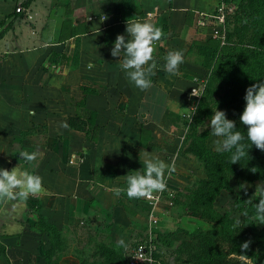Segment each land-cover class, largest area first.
<instances>
[{
	"label": "crops",
	"instance_id": "1",
	"mask_svg": "<svg viewBox=\"0 0 264 264\" xmlns=\"http://www.w3.org/2000/svg\"><path fill=\"white\" fill-rule=\"evenodd\" d=\"M99 1L0 0V168L21 167L9 156L12 136L33 124L45 129L43 156L32 171L43 179L44 191L35 196L48 204L54 225L67 216L68 201L86 208L100 193L116 196L113 189L125 184L126 175L144 170V152L155 156L175 137L178 143L175 130L165 129L166 144L151 142L145 149L138 138L145 129L157 131L161 116L168 124L184 106L183 94L195 88L197 81L185 79L199 67L188 59V46L200 42V30L209 32L196 18L218 0H132V13L123 17L102 15ZM16 6L22 10L15 12ZM130 19L164 32L154 45L157 67L146 91L110 54L117 35L130 39ZM174 50L183 52L184 62L169 75L164 58ZM72 116L86 122L84 131L59 127Z\"/></svg>",
	"mask_w": 264,
	"mask_h": 264
},
{
	"label": "rangeland",
	"instance_id": "2",
	"mask_svg": "<svg viewBox=\"0 0 264 264\" xmlns=\"http://www.w3.org/2000/svg\"><path fill=\"white\" fill-rule=\"evenodd\" d=\"M224 1L229 9L223 43L209 38L208 30H200V42L193 41L188 46L193 52L188 59L199 67L185 73V79L197 81V96L192 95L193 89L183 92L184 106L176 110L168 124L167 117L161 116L157 131H140L138 142L144 149L151 142V147L155 146L153 143L166 144L165 129L178 132V143L175 137L174 145L170 142L172 146L168 145L165 152L155 150V157L162 160L164 156L175 167L170 176L165 173L166 191L154 194V199L100 193L99 199L88 201L86 208L83 204L74 208L68 201V214L59 217V225L50 223L48 204L39 203L36 196L25 201H0V245L5 249V254L0 253V264H130L128 260L139 244L149 254L148 264H244L234 254L222 261L201 259L210 248L201 233L217 226L198 215L202 204L233 225L235 218L243 219L234 198L257 203L255 186L264 181V152L253 145L248 157L231 164V153L215 150L214 141L218 138L208 127L216 109L236 121L237 129L246 135V126L239 122L245 107V90L264 82V0ZM193 107L196 112L189 125V108ZM28 129L31 134L27 138L36 137L32 148L43 152L45 129L36 125ZM20 165L19 170L32 171L36 167ZM243 182L250 186L247 195L239 187ZM118 188H126V182ZM253 217L257 228L264 226ZM120 239L126 248L117 247ZM219 247L227 248L224 243Z\"/></svg>",
	"mask_w": 264,
	"mask_h": 264
},
{
	"label": "clouds",
	"instance_id": "3",
	"mask_svg": "<svg viewBox=\"0 0 264 264\" xmlns=\"http://www.w3.org/2000/svg\"><path fill=\"white\" fill-rule=\"evenodd\" d=\"M107 19V17H104ZM126 32L130 39L124 35H117L113 48L112 57H119L121 69L125 72L128 80L139 90L146 91L152 87L150 77L154 74L157 62L154 59V45L162 39L164 32L162 28L149 22L130 19L126 24ZM123 53V59H121ZM164 71L169 75L177 74L179 66L184 62V54L180 50L169 51L165 56ZM195 95V90L192 92ZM245 107L239 116L241 125L246 126V135L236 127V121L226 118L224 111H217L210 118L208 127L211 134L217 137L214 141L217 152H229L230 163L237 164L244 157H248V150L255 146L257 150L264 152V82L252 84L245 90ZM191 109V116L188 117L189 125L191 117L195 114L196 108ZM183 109V110H189ZM60 128L67 129L69 125L66 121H61ZM187 131V127H186ZM247 140L249 143L245 144ZM38 152L20 151L19 157L32 165L39 157ZM175 171L173 164L165 163L151 153L144 152V170L132 172L124 177L126 188H115L113 191L117 196L124 193L129 199H140L153 197L154 194L162 193L167 189V179L165 173L170 176ZM255 173L256 169L253 168ZM240 189L247 195V182L241 183ZM44 191L43 179L35 174L34 171L19 170L17 167L11 171L0 168V201H25L29 196H35ZM255 194L259 197L258 202L253 205L254 219L257 224L264 225V181L255 186ZM245 202L251 203L247 200ZM242 216H248L245 210ZM242 220L237 217L234 220L233 228L241 225ZM251 240L243 242L240 245L241 252H246ZM117 247L126 248L123 239L117 241ZM234 255H236L234 253ZM244 264H252L251 259L246 255L238 256Z\"/></svg>",
	"mask_w": 264,
	"mask_h": 264
},
{
	"label": "trees",
	"instance_id": "4",
	"mask_svg": "<svg viewBox=\"0 0 264 264\" xmlns=\"http://www.w3.org/2000/svg\"><path fill=\"white\" fill-rule=\"evenodd\" d=\"M24 4L25 2H23ZM98 8L104 16L120 15L123 17L132 13L134 5L132 0H100ZM261 24V36H264V14ZM68 125L75 130L84 131L86 122L79 116H72L68 118ZM32 127H35V124ZM30 134L31 132L27 128L12 136L9 156L16 163L29 165L19 157L20 151L38 152L40 155L37 161L30 165L37 166L43 156V152L32 148V145H35L34 141L36 137L29 140L27 137ZM25 141H29V144H26ZM202 205L203 209L198 211V215L206 222L217 224V226L201 233V239L210 245L209 253L201 258L203 261H222L226 260L228 255L235 253L237 256L241 254L246 255L251 259L252 264H264V226L257 228L251 219L252 215H254V203H246L238 197L234 198V205L237 210L241 214L245 210L248 212V216H243L241 225L235 229L227 218L212 211L207 204L203 203ZM249 240L252 241L249 249L242 253L240 245ZM221 243L226 244L227 248H220L219 245ZM0 253L5 254V249L1 245Z\"/></svg>",
	"mask_w": 264,
	"mask_h": 264
},
{
	"label": "built area",
	"instance_id": "5",
	"mask_svg": "<svg viewBox=\"0 0 264 264\" xmlns=\"http://www.w3.org/2000/svg\"><path fill=\"white\" fill-rule=\"evenodd\" d=\"M228 9L224 0H218L211 10L198 13L195 23L200 28H208L209 36L223 43ZM21 10L20 6H16L14 9L15 12H20ZM153 197L147 198L154 199ZM149 260V254L146 253L144 246L139 244L134 249L133 255L128 262L130 264H148Z\"/></svg>",
	"mask_w": 264,
	"mask_h": 264
}]
</instances>
